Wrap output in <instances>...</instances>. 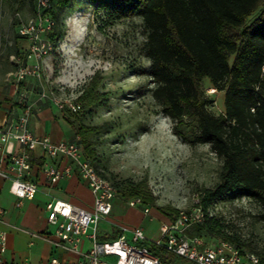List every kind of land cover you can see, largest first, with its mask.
<instances>
[{
    "label": "rangeland",
    "instance_id": "374dc122",
    "mask_svg": "<svg viewBox=\"0 0 264 264\" xmlns=\"http://www.w3.org/2000/svg\"><path fill=\"white\" fill-rule=\"evenodd\" d=\"M34 16L35 6L29 0H0V63L4 66L12 65L15 49L18 53L13 60L28 63V42L18 30L20 23ZM112 18L100 2L73 0L69 8L59 12L55 38L48 35L55 52L44 59L41 78L31 79L29 85L42 104L52 107L49 97L41 99L43 93L49 96L54 90L59 96H82L93 76L102 80L100 92L109 94L103 105L87 109L79 102L83 109L76 114L58 109L76 135L80 124L100 128L95 137L100 169L122 186L112 214L98 225L99 240H112L102 237L105 227L110 233L106 235L117 237L122 228H142L149 240H158L161 224L171 221L158 208L196 216L199 193L218 183L223 161L210 145L192 146L177 135L175 123L154 99L142 18ZM18 63L13 66L17 68ZM212 88L208 80L203 82L206 96L213 101L210 112L219 116L225 113V92L210 93ZM188 124L186 135L195 130L194 123ZM132 183H147L154 202L145 205L141 197H125L122 189ZM132 199H140L142 204L131 207ZM261 211L257 203L244 198L219 202L211 216L226 224L228 234H237L248 245L244 251L262 259L264 222L256 218ZM205 238L211 243L221 241L211 235ZM138 246L150 247L148 241ZM62 252L57 249L55 255L60 257Z\"/></svg>",
    "mask_w": 264,
    "mask_h": 264
},
{
    "label": "trees",
    "instance_id": "16d2710c",
    "mask_svg": "<svg viewBox=\"0 0 264 264\" xmlns=\"http://www.w3.org/2000/svg\"><path fill=\"white\" fill-rule=\"evenodd\" d=\"M29 1L36 14L37 0ZM72 1L51 0L47 13L55 20V28L59 12L69 8ZM92 1L102 3L112 19L142 18L147 35L144 48L151 62L147 74L154 84V99L175 123L177 135L192 146L210 145L223 161L218 183L199 193L203 220L187 234L211 235L244 253L252 252L244 251L248 245L237 234H228L226 224L211 216V211L221 201L247 198L261 207L256 218L264 222V0ZM52 34L55 38L54 31ZM205 80L217 91L225 92L224 114L210 112L213 101L203 89ZM101 84L98 76L91 78L78 100L85 108L109 100V94L100 92ZM188 123H194L195 130L186 135ZM99 129L80 124L77 135L98 173L120 191L122 186L100 169L95 140ZM122 190L125 197H141L145 205L154 202L147 183H132ZM158 210L171 221L180 215L177 210ZM149 246L162 264H193L153 242ZM261 260L264 264V257Z\"/></svg>",
    "mask_w": 264,
    "mask_h": 264
},
{
    "label": "built area",
    "instance_id": "2783aa9c",
    "mask_svg": "<svg viewBox=\"0 0 264 264\" xmlns=\"http://www.w3.org/2000/svg\"><path fill=\"white\" fill-rule=\"evenodd\" d=\"M51 0H37L36 14L19 25L18 33L29 44L30 63L22 64L14 73L17 83L28 78L39 79L42 76L43 61L56 50L55 44L48 38L54 31L56 22L47 13ZM217 90L213 87L210 93ZM31 92L23 89L19 93L17 103L22 113L11 128L0 127V149L5 147L9 158L11 174L0 167V177L11 180L10 191L17 197L18 206L25 200H33L39 191L38 183L31 179L33 166L31 153L41 150L45 160L42 171L51 184L78 176L84 181L94 196L92 210L73 206L69 203L52 200L47 205L48 221L55 228L54 237L44 239L57 249L75 254V261L51 259V264H162L160 258L147 247L138 244L153 242L164 247L176 256L193 264H263L261 257L254 252H242L228 241L211 243L204 236L190 237L187 232L203 220L202 212L197 210L196 216L181 213L174 221L163 222L160 226L161 239L149 240L142 228L133 230L121 229L120 235L110 241H100L98 237L99 223L110 216L114 208V199L118 190L113 182L101 176L91 161L85 156L81 137L76 135L72 140L55 142L49 136H38L31 129L30 120L33 107L30 103ZM59 110L80 113L83 106L79 103L80 93L59 96L51 91L47 96ZM19 150L16 151V146ZM65 158L68 163L62 167L56 160ZM1 164V160H0ZM142 204L140 199H132L129 206ZM149 214V207L145 208ZM4 209L0 206V223L3 222ZM88 239V250H85L84 238ZM7 233L0 230V264H7L4 254L7 250Z\"/></svg>",
    "mask_w": 264,
    "mask_h": 264
},
{
    "label": "crops",
    "instance_id": "0c3cea01",
    "mask_svg": "<svg viewBox=\"0 0 264 264\" xmlns=\"http://www.w3.org/2000/svg\"><path fill=\"white\" fill-rule=\"evenodd\" d=\"M17 53L18 50L15 49V52L11 54L10 63L12 65L4 66L0 63V127L11 128L16 124L22 113V107L17 103L19 93L23 89H28L31 92L30 103L33 107L30 120L33 132L38 136H49L55 142L72 140L76 134L60 117L58 108L42 104L39 96H36L34 89L30 87L29 81L33 78H28L21 83L14 80V73L21 65L13 60ZM27 62L30 63L29 58ZM15 63L19 64L17 68L13 66ZM18 150L17 145L16 151ZM0 160L1 170L13 176L5 147L0 149ZM44 160L41 150L38 149L31 153L33 166L31 179L38 183L39 191L33 200H25L21 206H18L17 197L10 191L11 180L0 177V206L5 211L0 230L6 232L8 236L7 250L4 254L7 264H51V259L54 257L66 261L78 259L77 255L66 252H62L60 257L56 256L57 248L44 239V236L53 238L55 232V228L48 221L47 205L52 200H59L79 208L92 210L94 196L88 185L76 175L57 184H51L42 171ZM55 162L64 167L68 160L60 158ZM106 234H110L108 227L104 228L102 237L109 236ZM88 245V239L85 237V248Z\"/></svg>",
    "mask_w": 264,
    "mask_h": 264
}]
</instances>
